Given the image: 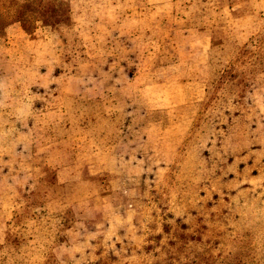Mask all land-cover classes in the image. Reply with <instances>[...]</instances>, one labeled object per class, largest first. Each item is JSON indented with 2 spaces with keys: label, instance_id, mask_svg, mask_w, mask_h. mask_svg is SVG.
<instances>
[{
  "label": "crops",
  "instance_id": "0c3cea01",
  "mask_svg": "<svg viewBox=\"0 0 264 264\" xmlns=\"http://www.w3.org/2000/svg\"><path fill=\"white\" fill-rule=\"evenodd\" d=\"M66 1L86 48L91 34L101 46L92 28L105 26L99 60L112 51L114 70L62 68L57 45L47 52L41 32L21 23L0 34V241L25 197L51 179L73 190L63 200L75 220L69 245L54 250L62 264L86 254L97 234L107 245L134 237L139 181L150 170L144 140L133 137L143 114L205 101L219 45L264 38V0ZM85 53L82 61H97ZM97 98L103 116L94 119Z\"/></svg>",
  "mask_w": 264,
  "mask_h": 264
},
{
  "label": "rangeland",
  "instance_id": "374dc122",
  "mask_svg": "<svg viewBox=\"0 0 264 264\" xmlns=\"http://www.w3.org/2000/svg\"><path fill=\"white\" fill-rule=\"evenodd\" d=\"M13 23L29 34L39 30L47 52L56 44L62 68L117 67L110 50L99 60L110 38L105 26L92 28L105 40L101 46L91 34L86 48L66 0H0V34ZM263 39L219 45L205 101L143 114L133 137L144 140L150 170L139 181L134 237L115 236L107 245L97 234L86 254L65 264H264ZM84 53L97 61H82ZM93 100L88 116L100 118V100ZM122 121L131 126L126 115ZM45 181L16 210L0 241V264H62L54 250L69 245L75 220L63 200L73 190Z\"/></svg>",
  "mask_w": 264,
  "mask_h": 264
}]
</instances>
